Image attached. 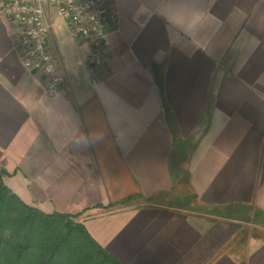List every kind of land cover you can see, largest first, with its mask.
I'll return each instance as SVG.
<instances>
[{
  "label": "crops",
  "instance_id": "0c3cea01",
  "mask_svg": "<svg viewBox=\"0 0 264 264\" xmlns=\"http://www.w3.org/2000/svg\"><path fill=\"white\" fill-rule=\"evenodd\" d=\"M108 7L99 63L50 14L54 95L0 11L4 183L122 264H264V0Z\"/></svg>",
  "mask_w": 264,
  "mask_h": 264
},
{
  "label": "trees",
  "instance_id": "16d2710c",
  "mask_svg": "<svg viewBox=\"0 0 264 264\" xmlns=\"http://www.w3.org/2000/svg\"><path fill=\"white\" fill-rule=\"evenodd\" d=\"M5 175L0 169V264H122L77 215L26 204L4 183Z\"/></svg>",
  "mask_w": 264,
  "mask_h": 264
},
{
  "label": "built area",
  "instance_id": "2783aa9c",
  "mask_svg": "<svg viewBox=\"0 0 264 264\" xmlns=\"http://www.w3.org/2000/svg\"><path fill=\"white\" fill-rule=\"evenodd\" d=\"M109 0H0V11L15 30L17 46L22 50L26 69L40 72L48 94L59 91L61 79L56 70V56L49 48V16L66 25L77 44L84 43L89 56L100 62L101 52L109 46L107 28L117 20L108 7Z\"/></svg>",
  "mask_w": 264,
  "mask_h": 264
},
{
  "label": "rangeland",
  "instance_id": "374dc122",
  "mask_svg": "<svg viewBox=\"0 0 264 264\" xmlns=\"http://www.w3.org/2000/svg\"><path fill=\"white\" fill-rule=\"evenodd\" d=\"M56 23H57L58 25L62 26L64 29H66V27H65L66 25L64 24V22H63L62 20L57 19V20H56ZM56 23H55V26L57 25ZM64 25H65V26H64ZM67 30H68V29H67ZM67 30H66V32H67ZM67 34H68L69 38L71 39L70 34H69V31L67 32ZM71 40H72V39H71ZM72 41H73V40H72ZM187 195H188V197L190 198L191 201H194L195 198H194L193 194H192L190 191L187 192ZM103 208H107V207H103Z\"/></svg>",
  "mask_w": 264,
  "mask_h": 264
}]
</instances>
